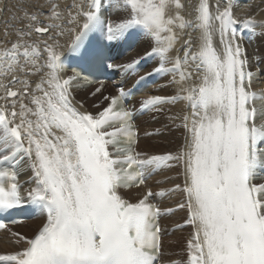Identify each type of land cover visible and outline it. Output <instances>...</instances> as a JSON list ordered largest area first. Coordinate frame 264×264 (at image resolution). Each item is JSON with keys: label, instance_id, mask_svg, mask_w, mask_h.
<instances>
[{"label": "snow or ice", "instance_id": "snow-or-ice-1", "mask_svg": "<svg viewBox=\"0 0 264 264\" xmlns=\"http://www.w3.org/2000/svg\"><path fill=\"white\" fill-rule=\"evenodd\" d=\"M246 3L0 0V242L12 249L0 264H264V42H244L264 36V20L236 11ZM66 33L65 51L121 77L114 91L100 81L76 99L93 81L64 75ZM180 102L165 116L180 121L176 149L138 150L137 121ZM174 169L156 181L172 187L147 183ZM171 194L178 202L163 206ZM26 205L41 217L30 236L4 219ZM181 211L174 228L191 231L168 259L160 219Z\"/></svg>", "mask_w": 264, "mask_h": 264}, {"label": "bare ground", "instance_id": "bare-ground-1", "mask_svg": "<svg viewBox=\"0 0 264 264\" xmlns=\"http://www.w3.org/2000/svg\"><path fill=\"white\" fill-rule=\"evenodd\" d=\"M261 9H264V3H261V0H247L246 4H242L237 11L238 13H244L247 12L249 14H253L256 16L257 20H264V11H260ZM256 32L259 33L260 29L257 28ZM66 34L63 37L59 38L60 43L66 41ZM264 42V36H253L251 37V45L253 51H258L261 43ZM145 45L141 44L139 48H143ZM137 50V49H136ZM134 55L132 53L130 56ZM167 79H170V77H166L164 80L160 81V83H165ZM175 86H173L174 88ZM171 91V89H169ZM154 94H162V93H154ZM84 97V95L82 96ZM92 102V100H91ZM89 107V104L87 105ZM183 107V102L178 103L175 106H168L165 110V113H162L156 117L155 121H148V119H143V122H138L139 126V132L140 135L142 132H152L155 129L159 128L160 133L158 135H152V136H145L140 138L138 143V150H145L149 151L151 153H163L166 151H174L176 147L182 142V129H178L175 127V124H179L180 121L177 120L175 122L171 120H167L165 116L168 114L169 110L171 113H178L180 112L181 108ZM145 127V128H144ZM175 169L172 171H161L156 177L151 179L148 184L149 186L153 187L154 190L164 187L169 188L172 187L174 183H177L179 181L172 180L168 183H160L159 185L156 184V181H163L165 177H174L175 176ZM26 175H22L21 179H25ZM27 187V185H26ZM178 196L176 194H171L169 196H166V198L163 200V206H172L173 202H178ZM185 215L184 212H177L170 216V218L164 219L163 222L165 223V227L171 228L175 225L176 222H179L181 220V217ZM41 223V217L37 216L35 219L22 223L20 225H17L15 227H11L14 231H20L25 235H31L32 232L40 225ZM167 229V230H168ZM190 231L188 228L181 230V231H175L172 233L169 237L164 238L165 244L170 243L168 245V248L166 247V257L168 259H180L182 248H175L174 244L177 242L180 243L184 241V238L187 237L188 233ZM6 233L3 231L0 233V239L5 236ZM174 243V244H173ZM179 247V244L177 245ZM178 249H180V252H176ZM4 250H12L10 245L4 244L3 242H0V251Z\"/></svg>", "mask_w": 264, "mask_h": 264}, {"label": "rangeland", "instance_id": "rangeland-1", "mask_svg": "<svg viewBox=\"0 0 264 264\" xmlns=\"http://www.w3.org/2000/svg\"><path fill=\"white\" fill-rule=\"evenodd\" d=\"M148 121L151 122L150 119H148ZM144 128H145V127H144ZM183 242H184V241H182V242H180V243L177 242L176 244L173 243V244H174L175 248H182V246H183ZM169 244H170V243H167V244H166V247H167V248H168V245H169ZM178 244H179V247L177 246ZM180 251H181V250L178 249L176 252L178 253V252H180Z\"/></svg>", "mask_w": 264, "mask_h": 264}]
</instances>
